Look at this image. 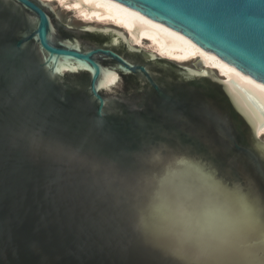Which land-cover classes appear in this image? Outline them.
I'll list each match as a JSON object with an SVG mask.
<instances>
[{
	"label": "water",
	"instance_id": "obj_1",
	"mask_svg": "<svg viewBox=\"0 0 264 264\" xmlns=\"http://www.w3.org/2000/svg\"><path fill=\"white\" fill-rule=\"evenodd\" d=\"M108 1L264 86V0ZM59 19L141 50L140 34L57 2L0 0V264H199L176 240L190 165L230 190V209L264 219V95L201 57L84 55L57 36ZM122 74L143 82L132 100L111 97Z\"/></svg>",
	"mask_w": 264,
	"mask_h": 264
},
{
	"label": "clouds",
	"instance_id": "obj_2",
	"mask_svg": "<svg viewBox=\"0 0 264 264\" xmlns=\"http://www.w3.org/2000/svg\"><path fill=\"white\" fill-rule=\"evenodd\" d=\"M183 191L190 204L178 244L194 247L199 264H264V219L248 206L228 207L229 189L211 173L190 165Z\"/></svg>",
	"mask_w": 264,
	"mask_h": 264
},
{
	"label": "bare ground",
	"instance_id": "obj_3",
	"mask_svg": "<svg viewBox=\"0 0 264 264\" xmlns=\"http://www.w3.org/2000/svg\"><path fill=\"white\" fill-rule=\"evenodd\" d=\"M57 2L66 9L79 14L86 22L111 24L115 27L140 34L138 45L150 44L153 52L160 58L177 63H187L197 57L206 60L210 70H217L221 77L235 75L264 95V86L246 77L230 65L204 51L184 36L167 29L131 10L108 0H42ZM257 133L262 137L264 127Z\"/></svg>",
	"mask_w": 264,
	"mask_h": 264
},
{
	"label": "flooded vegetation",
	"instance_id": "obj_4",
	"mask_svg": "<svg viewBox=\"0 0 264 264\" xmlns=\"http://www.w3.org/2000/svg\"><path fill=\"white\" fill-rule=\"evenodd\" d=\"M90 28L88 27H74L72 25H67L66 22H63L59 19V23H57V36L62 39H69L73 42L77 41L79 44V51L87 55L88 53L103 49L107 50L110 49L117 53L118 55L122 56L125 59H129L133 62H137L139 60L148 61L143 55L146 54L144 51L136 48L138 52H131L129 48L126 46L125 42L122 39V36H119L118 33L112 32L109 30L108 34L102 33H95L93 31H89ZM94 29V28H91ZM97 31H104L102 29H94ZM75 31L79 33H75ZM106 31V30H105ZM120 41L121 45L116 46V43ZM97 59L100 61L101 64L107 67H116L115 61L110 59L107 56L99 55ZM84 78H89L88 73H84L82 75ZM143 82L138 80V77L132 74H122V80L120 82V88L118 89L117 93L111 95V97L116 98H131L134 99L135 93L139 91V86L142 85ZM150 90V89H149ZM117 95V96H116Z\"/></svg>",
	"mask_w": 264,
	"mask_h": 264
},
{
	"label": "rangeland",
	"instance_id": "obj_5",
	"mask_svg": "<svg viewBox=\"0 0 264 264\" xmlns=\"http://www.w3.org/2000/svg\"><path fill=\"white\" fill-rule=\"evenodd\" d=\"M40 1H42V0H40ZM43 3H45V4H50V3H52V2H44V1H42ZM59 4V3H58ZM59 6L62 8V10H64L65 12H67L68 14H70L71 16H73L77 21H79V22H82V23H85V24H89L90 22H86V21H84L83 20V18H81L80 16H79V14H76L75 12H73V11H70V10H68V9H66L64 6H62V5H60L59 4ZM91 23H96V22H91ZM96 24H99V23H96ZM99 25H101V26H113V25H111V24H108V23H105V24H99ZM115 27V26H114ZM140 48H141V50L142 51H144V52H146V53H154L153 52V50L151 49V47H150V44H142V45H138ZM191 62V61H190ZM175 63H177V62H175ZM178 64H180V63H178ZM262 138L264 139V134L262 135Z\"/></svg>",
	"mask_w": 264,
	"mask_h": 264
}]
</instances>
